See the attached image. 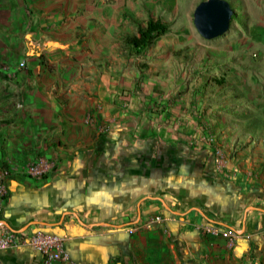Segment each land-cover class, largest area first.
I'll return each instance as SVG.
<instances>
[{"label": "crops", "instance_id": "0c3cea01", "mask_svg": "<svg viewBox=\"0 0 264 264\" xmlns=\"http://www.w3.org/2000/svg\"><path fill=\"white\" fill-rule=\"evenodd\" d=\"M186 1L0 0L1 225L62 235L76 264H264V0H243L225 60ZM131 16L172 30L125 54ZM39 156L55 168L30 177ZM206 226L242 234L231 246ZM0 259L44 264L28 245Z\"/></svg>", "mask_w": 264, "mask_h": 264}, {"label": "built area", "instance_id": "2783aa9c", "mask_svg": "<svg viewBox=\"0 0 264 264\" xmlns=\"http://www.w3.org/2000/svg\"><path fill=\"white\" fill-rule=\"evenodd\" d=\"M27 62L21 60L18 68H25ZM15 73V72H14ZM13 73V74H14ZM207 141L213 146L214 161L218 169H226L229 164V156L218 142L216 136L209 134ZM56 161L52 158L39 156L25 165L24 171L33 178H44L54 170ZM14 174V168L8 163L0 164V215L9 196V181ZM162 216L155 217V221H162ZM206 231L213 234H223L229 239L232 246L236 239L242 234L240 230L219 229L215 226H206ZM28 245L43 255L44 264H76L72 259L65 238L57 233L43 229L34 231H15L5 228L0 224V252L15 249L16 247ZM0 264H3L0 259Z\"/></svg>", "mask_w": 264, "mask_h": 264}, {"label": "trees", "instance_id": "16d2710c", "mask_svg": "<svg viewBox=\"0 0 264 264\" xmlns=\"http://www.w3.org/2000/svg\"><path fill=\"white\" fill-rule=\"evenodd\" d=\"M132 22L136 25V33H127L123 37V49L125 54H132L136 57H140L147 49H149L155 43V40L167 33L172 28L169 22L162 20L160 17L155 19L153 16H149L147 19H139L131 16ZM140 69L148 67L147 63H138ZM217 85L227 86V81L221 77L215 79Z\"/></svg>", "mask_w": 264, "mask_h": 264}, {"label": "water", "instance_id": "95a60500", "mask_svg": "<svg viewBox=\"0 0 264 264\" xmlns=\"http://www.w3.org/2000/svg\"><path fill=\"white\" fill-rule=\"evenodd\" d=\"M235 12L228 0H202L194 10V24L205 39L212 40L229 30Z\"/></svg>", "mask_w": 264, "mask_h": 264}, {"label": "rangeland", "instance_id": "374dc122", "mask_svg": "<svg viewBox=\"0 0 264 264\" xmlns=\"http://www.w3.org/2000/svg\"><path fill=\"white\" fill-rule=\"evenodd\" d=\"M201 1L202 0H188L186 2H187V6L194 13L196 6ZM228 1L232 4L233 8L236 10L235 15L232 17L229 30L219 37H216L212 40H207L218 43L217 52L219 53V55H221V57H223L222 60H225L224 57L226 55L227 46L232 45L233 42L240 41L243 38L244 34L247 33L248 17L241 11V8L243 6V0H228ZM209 52L210 50H208V53ZM6 65L9 66V64ZM6 65L1 66L0 68L1 74L3 73L4 75H7L6 70L4 69ZM223 78L225 79V77Z\"/></svg>", "mask_w": 264, "mask_h": 264}]
</instances>
